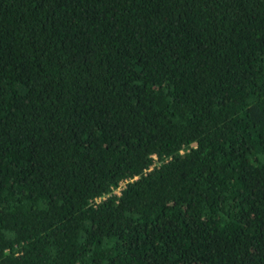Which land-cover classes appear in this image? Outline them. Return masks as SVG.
<instances>
[{
    "label": "trees",
    "instance_id": "16d2710c",
    "mask_svg": "<svg viewBox=\"0 0 264 264\" xmlns=\"http://www.w3.org/2000/svg\"><path fill=\"white\" fill-rule=\"evenodd\" d=\"M0 264H264V0H0Z\"/></svg>",
    "mask_w": 264,
    "mask_h": 264
},
{
    "label": "built area",
    "instance_id": "2783aa9c",
    "mask_svg": "<svg viewBox=\"0 0 264 264\" xmlns=\"http://www.w3.org/2000/svg\"><path fill=\"white\" fill-rule=\"evenodd\" d=\"M126 182H127V180L121 181L120 185L117 188H115L113 192L116 193V194H120V191L124 187ZM99 200H100L99 198L95 199L96 202H98Z\"/></svg>",
    "mask_w": 264,
    "mask_h": 264
}]
</instances>
